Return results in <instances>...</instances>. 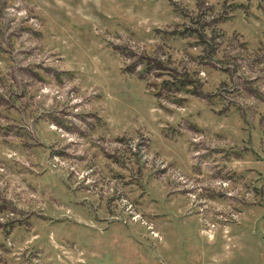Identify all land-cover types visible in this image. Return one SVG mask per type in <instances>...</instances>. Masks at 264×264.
<instances>
[{"label":"rangeland","instance_id":"rangeland-1","mask_svg":"<svg viewBox=\"0 0 264 264\" xmlns=\"http://www.w3.org/2000/svg\"><path fill=\"white\" fill-rule=\"evenodd\" d=\"M0 264H264V0H0Z\"/></svg>","mask_w":264,"mask_h":264}]
</instances>
